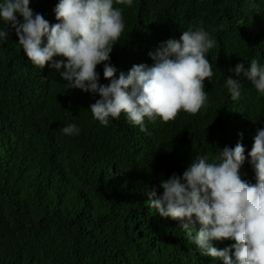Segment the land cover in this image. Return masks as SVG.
Instances as JSON below:
<instances>
[{
  "label": "trees",
  "instance_id": "trees-1",
  "mask_svg": "<svg viewBox=\"0 0 264 264\" xmlns=\"http://www.w3.org/2000/svg\"><path fill=\"white\" fill-rule=\"evenodd\" d=\"M58 3L30 0V8L55 24ZM113 6L125 24L110 53L117 78L133 65L153 66L149 53L203 23L216 41L205 53L214 73L204 82L206 105L167 123L146 117V131L124 113L104 126L90 110L99 94L69 89L60 75L65 69L52 62L35 67L10 28L0 45V264H224L202 254L182 229L187 221L160 216L149 201L153 188L163 194L162 180L182 177L197 157L218 163L219 151L238 142L247 157L241 178L257 182L248 153L264 129V94L231 70L241 63L250 69L254 58L264 67V0H133L131 7L113 0ZM103 71L102 63L98 82L106 85ZM228 77L242 85L235 101ZM69 124L79 133L63 134ZM190 227L195 237L202 225Z\"/></svg>",
  "mask_w": 264,
  "mask_h": 264
},
{
  "label": "clouds",
  "instance_id": "clouds-1",
  "mask_svg": "<svg viewBox=\"0 0 264 264\" xmlns=\"http://www.w3.org/2000/svg\"><path fill=\"white\" fill-rule=\"evenodd\" d=\"M131 7L133 0H115ZM55 24L42 14L34 13L30 0H4L0 3V18L8 29L0 30V45L8 41L10 28L18 43L35 67L43 69L49 62L67 82L69 89L99 94L90 105L94 119L102 125L109 117L118 119L126 114L130 124L146 131L145 118L154 122L159 117L167 123L176 119L181 110L197 114L208 99L205 80L214 75L205 57L216 41L210 38L201 22L198 28L183 31L179 39L162 42L154 53L153 66L133 65L125 74L110 63V53L124 31L122 10L114 8L113 0H59L55 9ZM23 17V21L18 18ZM46 38V44L44 43ZM57 55L66 58L55 61ZM104 64L103 75L110 83L100 84L97 66ZM243 74L264 94V67L252 59L250 69L237 64L234 70ZM241 83L226 78L232 100L241 94ZM65 135L79 133L76 124L62 129ZM242 135V134H241ZM245 147L238 142L234 148L219 151L218 163L197 157L183 176L173 174L162 180L163 194L156 188L149 201L162 217L187 221L182 229L194 238L203 255L222 259L224 264H264V129H258L248 156L254 166L256 183L249 184L240 175L247 157ZM195 217V219H193ZM199 222L196 232L190 225ZM235 241L228 248L218 249L213 241ZM234 249V251H233Z\"/></svg>",
  "mask_w": 264,
  "mask_h": 264
}]
</instances>
